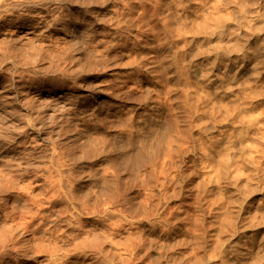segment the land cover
<instances>
[{"label": "rangeland", "instance_id": "1", "mask_svg": "<svg viewBox=\"0 0 264 264\" xmlns=\"http://www.w3.org/2000/svg\"><path fill=\"white\" fill-rule=\"evenodd\" d=\"M0 145V264H264V0H0Z\"/></svg>", "mask_w": 264, "mask_h": 264}, {"label": "bare ground", "instance_id": "2", "mask_svg": "<svg viewBox=\"0 0 264 264\" xmlns=\"http://www.w3.org/2000/svg\"><path fill=\"white\" fill-rule=\"evenodd\" d=\"M248 62V61H247ZM249 64V63H247ZM48 88V87H47ZM59 89H55V88H51V89H42L41 93H37L38 96H39V100H41L42 98L43 101L45 100L47 103H46V106L43 110V114L44 116H48L51 114H60L61 116L64 115V114H67V113H71L72 110L74 109V103H72L71 101H73L71 98L72 96H74V94L72 93V91H58ZM38 100V99H37ZM9 109V108H8ZM4 111V109H3ZM11 111V110H10ZM7 113V112H6ZM9 113V112H8ZM43 116V117H44ZM53 116V115H52ZM51 116V117H52ZM42 117V116H41ZM40 117V118H41ZM16 118V117H15ZM39 118V119H40ZM38 119V120H39ZM44 119V118H43ZM47 119V118H46ZM45 119V120H46ZM20 122V121H19ZM43 122V121H42ZM22 124L24 123L23 121L21 122ZM25 126V129L24 130V133L26 134H37V135H41L44 133V130L43 128L40 126L39 124V121L38 123H34L32 121L28 122ZM43 126V125H42ZM6 145V144H4ZM1 146V145H0ZM3 146V145H2ZM1 148V147H0ZM19 149V148H18ZM3 152L5 154H12L14 152H16V147H12L11 145H8V146H3ZM20 151V150H19ZM18 152V151H17ZM22 153V152H21ZM20 153V154H21ZM26 155V154H25ZM3 156V155H2ZM12 156V155H10ZM22 156V155H21ZM20 156V157H21ZM18 157V156H17ZM27 157V156H26ZM12 158V157H11ZM30 260V259H28Z\"/></svg>", "mask_w": 264, "mask_h": 264}]
</instances>
